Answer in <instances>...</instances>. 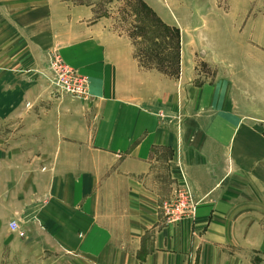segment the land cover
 <instances>
[{"label": "crops", "instance_id": "1", "mask_svg": "<svg viewBox=\"0 0 264 264\" xmlns=\"http://www.w3.org/2000/svg\"><path fill=\"white\" fill-rule=\"evenodd\" d=\"M78 1L0 0V264H264L263 111L234 74L193 82L189 0H140L180 30L178 78ZM53 50L87 101L39 105ZM181 173L196 213L167 225Z\"/></svg>", "mask_w": 264, "mask_h": 264}, {"label": "rangeland", "instance_id": "2", "mask_svg": "<svg viewBox=\"0 0 264 264\" xmlns=\"http://www.w3.org/2000/svg\"><path fill=\"white\" fill-rule=\"evenodd\" d=\"M83 2L95 5L98 13L112 19L113 27L132 43L142 67L156 69L167 77L180 76L182 35L177 25L161 22L140 0H84L77 4ZM184 5V10H180V24L184 30V53L190 63L186 67L193 82L212 80L223 71L234 74L242 88L244 104L249 108L256 106L264 117V0H189ZM55 53L58 55L54 50L47 55L46 65L40 72L44 90L49 89L51 94L49 98H40L39 105L62 108L70 101H84L72 97L57 84L50 68V59ZM86 90L88 92V83ZM19 231L23 232L20 227Z\"/></svg>", "mask_w": 264, "mask_h": 264}, {"label": "built area", "instance_id": "3", "mask_svg": "<svg viewBox=\"0 0 264 264\" xmlns=\"http://www.w3.org/2000/svg\"><path fill=\"white\" fill-rule=\"evenodd\" d=\"M50 68L55 74L54 78L57 80V84L66 93L79 100L88 99L86 77L79 75L65 65L56 53L50 59ZM181 179L182 184L175 190L173 197L162 201L159 206V211L166 224L175 223L184 217L193 218L195 216L198 202L194 199L183 173H181ZM9 229L20 237L24 236L15 222L9 223Z\"/></svg>", "mask_w": 264, "mask_h": 264}]
</instances>
